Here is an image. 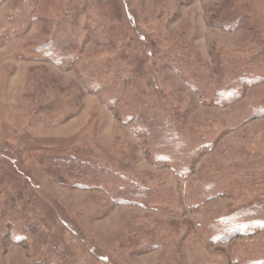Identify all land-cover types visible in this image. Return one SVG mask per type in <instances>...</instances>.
Segmentation results:
<instances>
[{
    "label": "rangeland",
    "instance_id": "obj_1",
    "mask_svg": "<svg viewBox=\"0 0 264 264\" xmlns=\"http://www.w3.org/2000/svg\"><path fill=\"white\" fill-rule=\"evenodd\" d=\"M73 1L0 2V175L6 176L4 185L0 178V213L18 191L35 194L44 207L36 204L33 220L78 264L264 259V229L225 245L211 240L217 220L264 202V118L248 121L264 106V80L257 76H264V67H249L250 88L241 98L218 95L222 81L226 91L233 88L225 76L264 48V0H111L96 11L89 2L90 17L79 31L80 61L66 68L68 62L58 66L39 48L67 34ZM236 3L239 22L227 12ZM105 24L106 31L100 28ZM125 29L133 59L112 38ZM135 68L144 72L145 98L131 79ZM148 107L193 139H183L170 122L145 131L141 122L124 121L141 120ZM153 131L157 143L167 141L159 150L179 148L178 167L153 163ZM183 140L188 143L175 146ZM66 157L121 172L127 181H97L93 190L63 187L45 173L43 161ZM179 167L187 169L180 173ZM123 184L149 187L157 199L148 208L118 204L117 187L126 198ZM13 226L4 222L0 230V264H42L34 235L17 244L13 232L22 230Z\"/></svg>",
    "mask_w": 264,
    "mask_h": 264
},
{
    "label": "trees",
    "instance_id": "obj_2",
    "mask_svg": "<svg viewBox=\"0 0 264 264\" xmlns=\"http://www.w3.org/2000/svg\"><path fill=\"white\" fill-rule=\"evenodd\" d=\"M4 0H0V2H3ZM111 0H74L73 1V7H71V11H67L66 14L70 17V22L65 23V33H67L63 38L60 37H54L51 38L48 43H46L43 48H39V51L46 52L45 56L49 58H55L56 60H52L53 62H56V65H64L63 62H68L66 64V68H72L73 65H76L80 61L79 57V49H80V29L83 28V21L84 19H88L90 16L88 12L86 11L87 3L91 5L94 10L100 6L104 5V7L109 8L108 5H106ZM120 3H118L119 7ZM117 7V9H118ZM240 5L239 3L234 4V8H230L227 10L228 13L234 14V17H238L236 19L239 22V19L242 17V13L240 12ZM108 15H110L108 13ZM106 17V16H105ZM98 19H103L106 23L108 18L106 17V20L98 16ZM101 29L107 30V25H103L100 27ZM114 32V31H113ZM114 42L117 44L118 42H123L121 46H123V53L126 54V56L129 59H133V57H130L134 52L133 45L131 42V38L129 35V31L127 29L119 32L113 33ZM113 40H110L108 38V41L113 43ZM63 60V62H61ZM124 60V59H123ZM132 64L135 63V61H131ZM131 65V64H130ZM251 66L254 67H264V48L260 53H257L256 56L245 59L242 62H240L237 67L238 69L235 72H230L228 75L225 76V79H230V83H232L233 88H230V90L226 91L225 89H228L224 87L223 81L221 83V86H223L221 92L219 94L227 95V98L234 97L238 94V96L242 97V94H245V91H247L250 88L249 79L250 75L253 73L251 72L250 68ZM134 73L131 76V79H135L133 82L136 88H138V83L141 84L142 80H144V72L140 71V69H136ZM264 70V68H263ZM234 71V70H233ZM244 75V77H243ZM259 80L262 82L264 80L263 75H257ZM230 77V78H229ZM246 77V78H245ZM129 79V78H128ZM140 87V86H139ZM226 91V92H225ZM138 94L145 95L143 98L147 97L146 95V88L143 87V84H141V87L138 89ZM45 94H48L44 91ZM209 93V91H208ZM53 95L56 97H59V95H56L55 91L52 92ZM240 97V98H241ZM139 98V97H138ZM127 100V99H126ZM124 101V100H123ZM129 102L132 101L128 100ZM127 102V106H129V102ZM109 103H113L117 105L118 98H111V100H108ZM114 106V105H113ZM56 107V106H55ZM260 109V110H259ZM60 106L58 105L57 108H50V113L59 111ZM259 110V111H257ZM141 111V108H140ZM143 111V110H142ZM257 111V112H255ZM253 113L252 116H250L248 121L255 120V119H262L264 118V106H260L257 108ZM44 110H42L41 113H43ZM151 109L147 108L146 114H141V120L138 119H124V121L128 124L130 122H133V125H143L142 129L147 131H152L155 127H160L162 129H165L166 122L171 123V129L177 131L183 139H189L192 140L193 136H188V132L183 131L180 129L175 122L172 120L169 121V118H165L166 116L161 115H151ZM52 115V114H51ZM149 115H151V121H149ZM55 118V115H52L49 119L53 120ZM165 121V122H163ZM163 122V123H162ZM154 132V131H153ZM151 142L154 144L155 148L150 152L151 159L153 163L156 165H164V164H171L173 168L178 167L179 164L177 163V160H175V149H179L178 147L175 149L167 150L166 147L164 150H159V147L166 145L167 141H165L164 138L160 137L161 140L160 143H157L155 141V138L159 135L155 132H150ZM155 136V137H154ZM167 137V136H166ZM188 143L187 141L183 140L182 144L177 143V145H185ZM210 145V143H209ZM180 146V147H181ZM50 160V162H49ZM54 158H45L43 161V167L45 173L53 178L56 182H58L60 185L66 188L70 189H80V190H93L97 187V181H111L113 182V185L117 183V181H127L123 174L121 172L112 171L107 167L101 168L100 165L97 163H90L85 162V160H80L77 158L72 157H66L65 159H59L56 160ZM180 173H184V170L179 167ZM2 173L5 171L4 168L1 169ZM15 170L11 169V171H7V173L11 176L10 181L12 185H14L16 181V177L14 176ZM6 177V176H5ZM3 176V174L0 175V178L3 181V185L6 183V178ZM102 183V182H101ZM99 183V184H101ZM124 185V184H123ZM125 195L126 198H121V196L118 194V192H121L120 187L116 188L115 191V201L118 204L123 205H132V206H140L148 208L150 207V201L157 199V191L149 188V187H143V186H136L135 188L132 187L130 184H125ZM123 186V187H124ZM115 189V188H114ZM118 191V192H117ZM5 195L8 196L9 189L4 190ZM148 192V193H147ZM37 196L31 192H27L26 190H21L15 193L11 199H9V205L4 208L0 213V230L2 228V225L6 224V227L12 226L14 223V226L16 230H22L21 234H17L16 232H13L16 234L15 241L17 244H24L26 243V236L28 234L34 235L33 239V248L34 250L38 249L36 256L38 259L40 258V261L42 264H78L72 256L66 255L65 253H62L59 250V243L55 237H52L47 231L41 229L40 225L37 224V221L33 220L32 214L35 213V206L36 204H41V199H37ZM213 199V198H212ZM45 210V209H44ZM205 229V228H204ZM264 229V202L255 205H249L247 207L239 208L235 212L226 215L225 217L220 218L217 220L216 225L213 227V237H211V240L215 244H221L225 245L227 243H230L232 241H236L243 238H251L253 235H255L259 230ZM3 237L8 239V235L4 233ZM14 240V239H12ZM35 241L36 246H35ZM15 242V243H16ZM250 262V264H264V259L262 257L253 258L247 260Z\"/></svg>",
    "mask_w": 264,
    "mask_h": 264
}]
</instances>
